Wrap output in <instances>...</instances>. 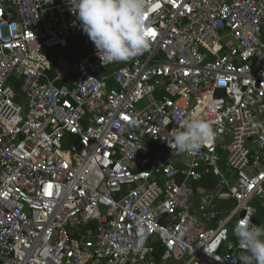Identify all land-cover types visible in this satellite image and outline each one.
Masks as SVG:
<instances>
[{
    "label": "built area",
    "instance_id": "obj_1",
    "mask_svg": "<svg viewBox=\"0 0 264 264\" xmlns=\"http://www.w3.org/2000/svg\"><path fill=\"white\" fill-rule=\"evenodd\" d=\"M146 8L150 49L102 63L73 0H0V264H243L236 223L264 227V0ZM196 117L215 140L171 149Z\"/></svg>",
    "mask_w": 264,
    "mask_h": 264
},
{
    "label": "clouds",
    "instance_id": "obj_2",
    "mask_svg": "<svg viewBox=\"0 0 264 264\" xmlns=\"http://www.w3.org/2000/svg\"><path fill=\"white\" fill-rule=\"evenodd\" d=\"M83 32L94 43L102 63L126 62L151 47L147 0H73ZM213 123L202 117L188 119L169 143L179 153H196L215 140ZM239 246L250 255L243 264H264V227L252 223L247 212L234 229Z\"/></svg>",
    "mask_w": 264,
    "mask_h": 264
},
{
    "label": "trees",
    "instance_id": "obj_3",
    "mask_svg": "<svg viewBox=\"0 0 264 264\" xmlns=\"http://www.w3.org/2000/svg\"><path fill=\"white\" fill-rule=\"evenodd\" d=\"M85 52H86L85 48L76 49L74 47H66V48L54 47L51 50H49V54L62 55V56H65L71 60H75L78 56L85 54ZM16 94L19 97V91H16ZM226 203H227L226 204L227 206H232V204H233V202H231V201H228ZM226 205L223 208H226Z\"/></svg>",
    "mask_w": 264,
    "mask_h": 264
},
{
    "label": "snow or ice",
    "instance_id": "obj_4",
    "mask_svg": "<svg viewBox=\"0 0 264 264\" xmlns=\"http://www.w3.org/2000/svg\"><path fill=\"white\" fill-rule=\"evenodd\" d=\"M148 34L151 35V36H155V32L151 31V30L148 31Z\"/></svg>",
    "mask_w": 264,
    "mask_h": 264
},
{
    "label": "water",
    "instance_id": "obj_5",
    "mask_svg": "<svg viewBox=\"0 0 264 264\" xmlns=\"http://www.w3.org/2000/svg\"><path fill=\"white\" fill-rule=\"evenodd\" d=\"M78 142V139L76 140V143ZM255 224H258L257 221L255 219L252 220ZM246 255H250L249 253H247Z\"/></svg>",
    "mask_w": 264,
    "mask_h": 264
},
{
    "label": "rangeland",
    "instance_id": "obj_6",
    "mask_svg": "<svg viewBox=\"0 0 264 264\" xmlns=\"http://www.w3.org/2000/svg\"><path fill=\"white\" fill-rule=\"evenodd\" d=\"M166 264H171V263H166Z\"/></svg>",
    "mask_w": 264,
    "mask_h": 264
}]
</instances>
